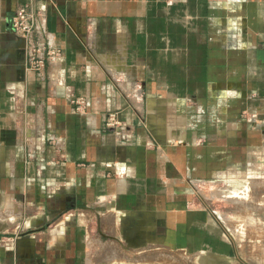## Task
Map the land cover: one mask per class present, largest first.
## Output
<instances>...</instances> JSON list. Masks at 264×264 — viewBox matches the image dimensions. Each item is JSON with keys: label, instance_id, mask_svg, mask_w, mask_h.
<instances>
[{"label": "crops", "instance_id": "1", "mask_svg": "<svg viewBox=\"0 0 264 264\" xmlns=\"http://www.w3.org/2000/svg\"><path fill=\"white\" fill-rule=\"evenodd\" d=\"M23 5L60 51L43 79ZM258 155L264 0H0V264H253L200 187Z\"/></svg>", "mask_w": 264, "mask_h": 264}, {"label": "rangeland", "instance_id": "2", "mask_svg": "<svg viewBox=\"0 0 264 264\" xmlns=\"http://www.w3.org/2000/svg\"><path fill=\"white\" fill-rule=\"evenodd\" d=\"M239 172L201 186V196L219 213L234 241L254 242V248L243 251L246 258L253 264H264V155H258Z\"/></svg>", "mask_w": 264, "mask_h": 264}, {"label": "built area", "instance_id": "3", "mask_svg": "<svg viewBox=\"0 0 264 264\" xmlns=\"http://www.w3.org/2000/svg\"><path fill=\"white\" fill-rule=\"evenodd\" d=\"M11 28L24 43L27 69L43 79L46 68L60 56V51L51 44L45 18L23 5L16 10L12 17ZM71 103L75 105L76 112H81L86 107V100L83 97H72ZM103 125L106 130L113 133L119 143L128 144L131 142L132 132L128 125L119 118L116 111H108L105 114ZM52 144L57 145L53 141Z\"/></svg>", "mask_w": 264, "mask_h": 264}]
</instances>
